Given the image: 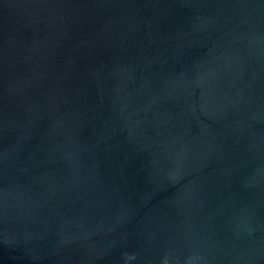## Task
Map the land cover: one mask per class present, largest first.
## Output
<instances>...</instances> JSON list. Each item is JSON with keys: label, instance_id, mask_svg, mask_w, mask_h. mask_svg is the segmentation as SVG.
Listing matches in <instances>:
<instances>
[{"label": "water", "instance_id": "1", "mask_svg": "<svg viewBox=\"0 0 264 264\" xmlns=\"http://www.w3.org/2000/svg\"><path fill=\"white\" fill-rule=\"evenodd\" d=\"M0 264H264V0H0Z\"/></svg>", "mask_w": 264, "mask_h": 264}]
</instances>
